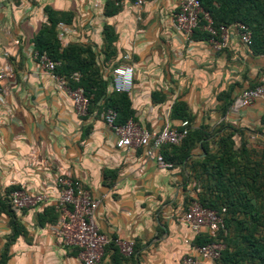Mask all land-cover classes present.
<instances>
[{
  "label": "crops",
  "instance_id": "crops-1",
  "mask_svg": "<svg viewBox=\"0 0 264 264\" xmlns=\"http://www.w3.org/2000/svg\"><path fill=\"white\" fill-rule=\"evenodd\" d=\"M46 6L69 13L63 46H91L105 76H111L115 64L134 66L135 87L129 96L133 120L141 127L178 126L181 120H172L170 112L182 100L195 116L193 127L205 126L213 133L225 124L238 130L237 145L243 135L263 149L264 102L230 108L223 115L219 95L226 91L235 99L257 85L264 77V55L253 54L236 29L230 30L228 46L221 51L205 40L187 44L173 25L179 0H144L140 7L135 0H122L115 11L106 0H0V69L13 71L0 92V196L15 186L55 200L56 177L65 173L99 201L94 218L101 232L135 242L131 259L117 261L108 248L102 264H181L193 253L198 235L180 221L189 199L197 197L196 181L185 165L165 159L170 166L161 167L141 149L118 148L104 114H77L68 90L35 56L33 40L47 21ZM105 25L115 36L109 49L116 55L108 61ZM51 205L15 211L25 234L7 247L11 216L0 213V260L6 250V264H82L79 249L60 242L59 221L40 223Z\"/></svg>",
  "mask_w": 264,
  "mask_h": 264
},
{
  "label": "trees",
  "instance_id": "trees-1",
  "mask_svg": "<svg viewBox=\"0 0 264 264\" xmlns=\"http://www.w3.org/2000/svg\"><path fill=\"white\" fill-rule=\"evenodd\" d=\"M204 11L208 12L213 20V27L218 31L221 26H230L234 23L245 24L251 32L250 51L255 55H264V0H199ZM108 5L118 9L120 3L107 1ZM44 11L47 21L35 36L34 49L37 60L46 55L56 63L53 73L64 77L71 89L82 87L91 97L88 112L96 111L97 115L107 110L116 112L115 125L125 124L134 119V110L128 93L110 90L111 76H105L98 62V52L89 45L69 43L63 46L58 39V24L71 22V16L66 12L55 11L46 6ZM205 24L201 20L195 29L194 40L208 41L210 34L202 29ZM104 40L108 51L105 61L115 57L116 52L111 45L115 40L111 26H104ZM118 64H115L112 69ZM78 73L77 80L73 74ZM256 86V85H255ZM254 87V86H253ZM153 100H157V93H153ZM223 115L231 108L235 99L229 98L228 92L219 95ZM160 101L164 100L162 96ZM170 118L172 120H187L190 123L188 134L178 145L163 147L164 159L174 164L185 165L190 175L196 181L197 197L189 199L188 207L193 201L216 211L224 222L219 231L217 240H222L225 248L221 252L218 264H264V148L258 149L250 145L242 135L237 145L234 139L238 130L226 128L217 132H208L205 126L193 127L195 116L187 102H174ZM200 148L201 153L194 150ZM19 187H11L7 193L0 196V213L7 212L11 216L12 234L8 238L6 247L25 230L16 218L15 210L8 203V194ZM25 210V209H24ZM23 211V210H22ZM49 215L50 218L46 217ZM60 210L51 205L45 209L40 217V223L57 222L60 219ZM216 239L207 233L198 234L193 244L195 246L210 243ZM113 248L117 261L129 260L113 240L104 250ZM8 259L5 250L0 264H6Z\"/></svg>",
  "mask_w": 264,
  "mask_h": 264
},
{
  "label": "built area",
  "instance_id": "built-area-1",
  "mask_svg": "<svg viewBox=\"0 0 264 264\" xmlns=\"http://www.w3.org/2000/svg\"><path fill=\"white\" fill-rule=\"evenodd\" d=\"M121 3L122 0H106ZM144 0H135L140 7ZM201 20L205 21L202 29L210 34L208 42L216 51H221L228 46L229 33L236 29L242 42L249 47L251 32L243 23H234L230 26H221L217 31L213 27V20L210 14L202 8L199 0H179V9L174 15L173 25L176 31L181 33L187 44H193V34L199 27ZM58 39L63 45V40L68 34L67 24H58ZM37 56V53H35ZM130 59L129 55L125 56ZM45 71L58 80L61 87L68 90L72 104L78 115L84 116L88 113L90 96L82 87L71 89L64 77L55 75L53 70L56 63L46 55L39 60ZM13 76L9 66L0 69V92H3V82ZM77 80L78 73L73 74ZM135 87V69L131 63H122L111 71V89L116 92L130 94ZM264 102V77L259 83L250 88L244 89L235 99L231 110H238L253 105L256 101ZM105 123L112 129L117 137L116 145L120 149L138 150L141 149L145 157L154 160L161 167H169L163 157L162 149L167 145H178L188 134L189 121L183 120L178 126L167 125L162 129L146 128L139 126L130 119L125 124L115 125L116 112L107 110L104 115ZM59 187V196L52 200L45 193L31 194L23 189H15L8 194V203L15 211H22L26 208L36 207L43 203L55 205L60 210L59 227L57 235L61 243L76 247L80 251L82 264H102L104 248L114 239L100 231L94 215L99 201L92 197L82 183L70 175L61 173L56 177ZM180 221L187 225L196 234L207 233L216 239L204 245L194 246L193 253L185 255L181 264H218L221 252L225 248L222 240H217L219 231L224 227L223 218L214 210L202 206L199 202L193 201L187 210L180 217ZM120 251L130 256L134 252L135 242L132 239L122 241L114 240Z\"/></svg>",
  "mask_w": 264,
  "mask_h": 264
}]
</instances>
